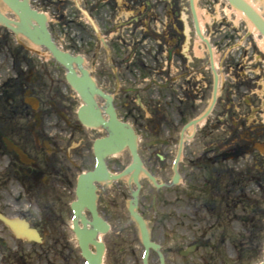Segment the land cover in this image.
<instances>
[{"label": "flooded vegetation", "instance_id": "flooded-vegetation-1", "mask_svg": "<svg viewBox=\"0 0 264 264\" xmlns=\"http://www.w3.org/2000/svg\"><path fill=\"white\" fill-rule=\"evenodd\" d=\"M164 2L167 4H165L166 6H164ZM175 5V0L169 2L167 0H123V4L120 6L124 10L121 12L117 6L91 3L90 8L85 11L89 16V20L85 23L87 26L83 23H78L77 27L74 23L66 25L64 21L63 24H59L57 31L61 26L70 27V30L73 26L79 34L84 36L82 41L86 45L89 44L88 40H91L90 47L93 45L94 36L99 37L103 33L101 41L106 46H108L110 36L116 38L117 45L111 48L116 54H123L132 43L140 46L139 51L142 59L148 53H152L154 59H160L165 57L163 50L160 49L163 48L164 37L167 34L171 36L175 34ZM65 6V16L69 22H71L69 14L71 15L74 11H79L85 17L81 9L77 7L76 9L70 4ZM7 42L5 39V50L0 51L3 61L8 59L9 62V67L5 71H1L0 64V213L9 219L25 218L31 226L38 230L43 238V243L37 246L46 251V254L41 255L42 258L44 257L43 264H49L45 231L46 229L52 230L55 220L61 219V211L56 203L62 200L61 196L64 190L72 187L74 200H76L79 178L84 173L95 171L98 168L96 143L112 134L110 104L106 98L92 94L103 123L94 126L86 124L80 116L82 108L87 107L86 98L68 80L67 69L50 56L39 51L21 48L18 52L15 49L8 52ZM9 49L11 50V48ZM69 52L83 57L77 54L78 50L76 49ZM140 56L136 52L133 60H139ZM171 56L172 52L168 59H171ZM244 57H247V54L241 55L242 60ZM248 58L250 59L249 56ZM135 62L131 63L133 64L131 67L135 65ZM75 69L78 78L92 80L96 89L113 97L99 85L97 79H100L102 75H99L98 72H95V76L92 77V71H88L90 77L87 78L78 67ZM166 71L167 69L156 71L157 78L154 80L156 83L153 86L155 90H158L157 98L167 97L157 99L149 105L151 109L155 108V111H152L153 115L150 113L151 116L157 113L156 116L159 118L160 113L165 112L169 119L164 115V121L154 125V127L157 126L158 137L145 142L143 138L146 134H144L143 127L136 126L133 120L126 117L128 109L132 108H127L128 104L123 98L117 102L113 99L118 119L124 125H130L137 136V152L142 164L146 165L149 161L150 172L157 176L160 170L163 171V164L167 163L169 170L173 167V157H176L175 151H173L176 147L174 137L176 127L188 117V113L186 114L182 110L185 103H182L180 96L171 94L175 82L172 84V79L158 80L161 73ZM137 72L140 76L139 80H143L139 69ZM2 77L4 78L2 79ZM104 78L111 82L108 74ZM87 85L84 86L91 93ZM175 87L177 86L175 85ZM160 90L164 92L161 95ZM187 103L193 106V101H187ZM213 131L221 139L216 148H208L202 157L208 166L214 169L213 171L217 173L218 177L217 184L220 187L219 195L216 198L220 208L217 214L218 223L216 226L201 228V222L193 211L191 186L184 187V189L180 186L185 181L188 171L183 169L185 166L183 163H187L186 155L183 153L181 160L183 180L174 183V175L169 173L171 176L166 181L168 183L166 186L172 188V191L165 195V198L158 194L153 195L151 201L142 198L138 204V213L145 221L150 241L158 245L157 248L150 249L148 264H240V252L235 247V241L239 236L236 225L240 222L237 218L240 212L237 214V211L241 209V198L244 199L241 194L243 187H250L249 191L256 188L259 193H261L260 191L264 192V152L256 148V141L241 142L237 138L231 139L232 135L225 136L229 142L227 139L225 141L221 135L227 131L223 116L218 117ZM5 139L19 148L25 158L22 159L16 152L10 151ZM157 140H165V144L152 145V142ZM226 142H228V146H225ZM118 146L116 144V147ZM167 153L171 157H168ZM103 160L108 174L111 175L123 173L135 165L128 144L118 153L107 154ZM156 163L157 168L153 170ZM192 163L193 159H190L189 165ZM71 170H73V174H71ZM139 181H141L140 190L142 192L145 186L142 183V178ZM207 181L214 182L213 178ZM130 187H136L132 176L128 179L93 182L99 215L110 227L108 232L102 235V242L105 245L103 264H105L109 250L110 243L108 242L111 239H115L112 241V245L120 253L117 258H113L111 264H143L145 247L141 239L140 228L129 212L128 200L131 199L133 193L130 192ZM129 193L131 194L130 198H128ZM252 194L254 193L252 192ZM100 195H109L107 200L110 205H112L111 203L116 204V202L123 205L124 210L121 213L112 209L116 219L110 218L108 215L104 216L98 203ZM254 197L250 192L248 193V201L250 199L253 205V210L249 211L250 228L248 231L252 236L250 241H253L257 235V226L264 229V219L260 216L262 211H255ZM226 203L233 204V212H227V218L230 220L229 225H231L228 228L223 226V210ZM50 204H53V207H50ZM250 209H252L251 205ZM87 212L88 218L91 220V215L89 211ZM113 219L116 221L115 223L112 222ZM194 219H196L194 221L196 227H193ZM231 231L233 235H236L233 238V243L230 240L226 242L224 237V233ZM106 237L108 240L105 239ZM58 242L55 244L59 245ZM236 243L239 245V241ZM196 244L198 246L194 252L185 254ZM22 245L33 246V244L17 240L12 230L0 220V264L7 263L6 261H9L11 255L10 252L9 256L2 254L1 249H6V251L22 249L20 247ZM225 245L231 247L234 252L233 259L228 262L225 261ZM76 247L80 254L77 244ZM90 250L97 253L95 246H91ZM194 258L198 261L194 262ZM61 260L60 258L59 261ZM71 260L73 264H78L74 255ZM62 261L64 262V260ZM81 261L79 264H86V261Z\"/></svg>", "mask_w": 264, "mask_h": 264}, {"label": "rangeland", "instance_id": "rangeland-1", "mask_svg": "<svg viewBox=\"0 0 264 264\" xmlns=\"http://www.w3.org/2000/svg\"><path fill=\"white\" fill-rule=\"evenodd\" d=\"M30 1L35 8L48 14L51 19L50 27L54 39L59 43V46L65 51H73V49L78 50L77 54L85 58L86 68L88 71H92L91 76L94 77L95 72L102 75L100 79H97L99 85L103 87L106 92L112 94L116 102L123 98L129 106H127V108H132L128 109V115H126V117L133 120L136 126L143 127L144 134H146L143 138L145 142L159 136L156 131L157 126L154 127V125L158 122H163L164 115H166L165 112H162L159 118L156 116L157 113L151 116L150 113L152 114L155 108L151 109L149 105L157 101V99H164L167 97L159 96L160 98H157L156 93H158V90H155L154 86L151 85V82L157 78L156 71L158 69H167L166 72L161 73L158 80L166 81L167 79H172V84L175 82L171 94L180 96L182 103H185L182 110L184 113H188V117L181 121L176 127V133L174 135L176 139V147L173 149L175 155L179 153L181 155L183 150L187 158V163H183V165H185L183 169H187L188 171L186 179L181 186L182 189L188 187L189 184L193 187L197 184L198 180L203 184L205 180L201 179L203 178V163L199 162L191 166L189 165V161L190 159H198L208 148L217 147L218 141H220L221 138L217 137L218 134L213 131V126L217 124L219 116L224 117L225 129L227 131L226 133H220L225 141L228 140L225 136L229 135H232L231 139L237 138L241 142L252 143L253 141H264V48L261 45L264 39L258 37L245 20L238 19L234 8L226 0H195L196 10L201 13V19L203 21V34L210 41L214 51L220 77V92L216 106L208 118L207 127L199 129L191 141H188L186 144L181 143L180 146H182V148H178V142L179 133L184 123L188 122L191 117L195 118L206 111L212 99L213 85L215 83L213 72L209 66L206 45L203 44L195 34L188 0H175V34H173V36L167 34L166 37H164L163 48L160 49L163 50L165 57L160 59H154L152 53L146 54L144 59H142L139 51L140 46L133 45L132 43L130 44L131 46L125 49L126 51L123 52V54H116L115 51L111 49L112 46L117 45L116 38L110 36L108 38V46H106L101 41L104 36L103 33H101L99 37L94 36L93 45L90 47L89 44H91V40H88L89 44L86 45V43L82 41L84 40V36L79 34L77 32L78 30H75L73 26L72 30H70V27L61 26L57 31L59 24H63L64 21L66 25L74 23L77 27L78 23H83L87 26L85 24V18L79 11H74L71 15L69 14V19L71 21L69 22L65 16L66 6H62L60 0ZM169 1L170 0H167V2ZM252 1L259 5V9L264 18V5L259 3L261 0ZM83 2L88 3V0H70L68 3L82 4ZM118 3L122 5L123 1ZM165 4L164 2V6L167 5ZM3 6L0 0V9L2 12L5 13V15L7 14L8 17L13 18L8 10H4ZM123 10L121 12H123ZM136 14L137 12L135 16ZM186 21L191 28L190 37H187L185 34ZM189 38L190 41H188ZM3 39L8 41L7 47L12 49L13 44L15 45L14 38L6 29L0 26V43L3 42ZM22 40L25 41L24 39ZM2 48L4 49V47ZM136 52L140 56L139 60H133ZM170 52H172V56L171 59H168ZM245 54H247V57H244L242 60L241 55ZM3 60L0 54L1 71H5L9 67L8 59H5V61ZM133 61L136 62L135 65L131 67ZM138 69L142 73L141 78H143V80H139L140 76L137 72ZM107 74L111 82L104 78ZM3 78L4 77H2V79ZM175 85L177 87H175ZM148 88L149 91H147ZM159 93L161 95V93L164 92L160 90ZM187 101H193V106H190ZM162 105L164 106L165 104ZM125 110L127 109L125 108ZM165 118L168 119V116L166 115ZM228 142L225 143V146H228ZM183 145H186L184 147L185 149H183ZM167 156L171 157L168 153ZM154 161L157 162V160ZM150 165L149 161L145 165L147 172L151 170ZM187 165L189 167H186ZM154 166L153 170H156L157 163ZM167 167V163L163 164V171H159L158 176L160 182H166L172 175L171 169L169 170ZM71 171V174H73V170ZM144 172L146 173L145 170ZM180 172H182V167L180 168ZM169 173L171 175H169ZM142 183H144L145 188L140 193V199L146 198L151 201V195L153 194L151 190H153V188L146 178ZM132 190L133 188L130 187V192ZM170 190L171 189H162L158 195L165 198V195L172 191ZM72 192V187L64 190L61 196L62 200L56 203L61 211V219L55 220V226L53 225L54 227L52 230L46 229L45 231L44 237L48 244L47 259L49 264H73L71 260L73 259V255L76 257V262H78V264L79 261L82 262L79 250L76 247V241L70 230L72 217L69 206L74 199V193ZM252 192L254 194H252ZM250 193L255 196V203L257 205L260 204L261 208L264 202V194L258 193L255 188H252ZM192 194L193 197L195 195H201V193L195 191H193ZM109 195H112V193H109ZM130 195L129 193L128 198H130ZM107 196L100 195L98 201L100 210L104 216L108 215L110 218L116 219V215L112 213V209L121 213V211L124 210L122 207L123 205L120 204V202H116V204L111 203L112 205H110ZM129 201L130 200H128V202ZM50 207H53V204H50ZM108 210L110 211L108 212ZM261 211L262 213L260 216L264 219V207ZM237 212L239 213L240 210ZM238 215L240 218H246L247 216L243 209ZM200 216L203 217V224L201 227H205L204 221L207 223L208 220L205 219L203 213L200 214ZM114 219L112 222L115 223L116 221ZM209 220L211 224L212 219ZM196 226L194 222L193 227ZM236 227L239 230V236H237L236 241H239L241 249L240 264L257 263L259 261V256L256 257L255 254H257L258 251L255 253V251L250 248L251 241L249 239H251L252 236L250 237L247 235L248 230L243 227L240 222ZM246 227H249V225ZM256 234L259 237L256 247L258 246L260 248L259 245L264 240V232L261 226L257 227ZM231 237L233 238L236 236L232 233ZM105 239L108 240V237ZM57 241H59V245L55 244ZM112 241H115V239H111V241L108 242L110 244L105 258V264H111L113 258L115 259L120 255L118 252L119 250L112 245ZM20 247H22V249H11L9 251L1 249V253L4 255L9 256V252L11 253L9 261H6L7 263L4 264H43L42 260L44 257L42 258L41 255L46 254V251L42 249V247L37 245H22ZM224 249L225 261L228 262V259L232 260L234 257V252L228 245H225ZM60 258L64 260V262L62 260L59 261ZM197 261L198 260L194 258V262Z\"/></svg>", "mask_w": 264, "mask_h": 264}, {"label": "water", "instance_id": "water-1", "mask_svg": "<svg viewBox=\"0 0 264 264\" xmlns=\"http://www.w3.org/2000/svg\"><path fill=\"white\" fill-rule=\"evenodd\" d=\"M19 18V23H14L17 25V28L13 27L10 20L6 19L4 16L0 14V21L6 25L7 27L11 28L16 33H22L26 37H28L31 41H33L35 44L44 46L46 49H48L51 54L64 66H66L69 71L72 73L70 75V80L72 83L78 88V90L86 97L88 103H89V109L87 114V109L85 113V121L92 124H97L100 121V116L98 111L93 107V103L91 100V97L86 95L84 84L87 83L85 80L79 79L76 77L74 70L72 68V63L81 64L82 59L80 57L74 58L70 56L67 53H64L58 47L55 45V43L52 40L51 34L48 30L47 26V18L43 13L38 12L37 10L32 9L30 6V3L28 0H2ZM233 7H235L237 10L243 12L247 18L252 22V24L257 28V30L260 32L261 35L264 36V19L255 11V9L245 0H227ZM191 10L193 14L194 24L196 27V32L199 37H201L204 42L208 45V48L211 52L210 45L207 40H205L200 32L199 24L194 8V0H190ZM5 15V13H3ZM59 45V43H57ZM88 84V83H87ZM89 85V84H88ZM92 91L93 87L89 85ZM216 92V88H215ZM98 93L102 96H104L100 91ZM108 98V97H107ZM108 101L110 102V114L112 119V124L110 126L113 134L110 135V138H107L101 142H99V147L97 148L98 152L99 150L105 149L106 154L108 152H115L118 151L121 146L124 145L127 139V134L124 131V128L121 124H119L116 120V115L113 112L112 106H111V99L108 98ZM193 123H190L188 126H190ZM119 131L120 134L119 135ZM130 136V135H129ZM114 141H116L119 144V148H115ZM123 141V142H121ZM129 146L137 158V155L134 150V145L132 141L129 143ZM103 173V170L101 171ZM101 174V173H99ZM96 176L95 173L89 174L86 179L83 180L82 184L79 188V199L78 203L73 204V209L75 213H79L82 207L87 206V208L92 212L93 214V222L95 229L92 231H88L85 229L84 231H81L77 225L75 224V230L79 239L80 246L83 251L84 257L88 260V264H101L102 259V253H103V245L95 241V237L97 235V231L100 230L102 232L105 231L107 225L98 217L96 209H95V203H94V194L93 192H90L86 189V185H90V181ZM131 212L133 213V207H131ZM133 215L136 217L138 222L140 223L142 227L143 232V239L146 246L149 245L147 234L143 225L142 220L133 213ZM83 223L86 225L87 221L85 219H82ZM19 236H26L28 239H34L37 241H40L38 235L35 231L28 230L26 234H20L19 232H16ZM92 243L98 247V254L93 255L90 253L88 249V244Z\"/></svg>", "mask_w": 264, "mask_h": 264}, {"label": "bare ground", "instance_id": "bare-ground-1", "mask_svg": "<svg viewBox=\"0 0 264 264\" xmlns=\"http://www.w3.org/2000/svg\"><path fill=\"white\" fill-rule=\"evenodd\" d=\"M254 9H255V11L256 12H258L260 15H262L261 14V11H260V9H259V5H257L256 3H254L252 0H246ZM259 3H261V4H263L264 5V0H261V2H259ZM3 8H4V10H8L6 7H4L3 6ZM234 11H235V13H236V15H237V17H238V19H242V20H245L248 24H249V27L257 34V36H258V31L256 30V28H255V26L248 20V18H247V16L243 13V12H241V11H239V10H237V9H234ZM197 16H198V20H199V24H200V30L201 31H203V21H202V19H201V13L197 10ZM263 43V44H262ZM261 43V45L263 46V48H264V41ZM213 62H215V65H216V60H215V55L213 54ZM195 130V126H192V128H190V130H189V132H190V134L193 132ZM188 135V137H189V134H187ZM187 135H186V137H187Z\"/></svg>", "mask_w": 264, "mask_h": 264}]
</instances>
